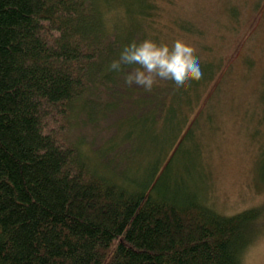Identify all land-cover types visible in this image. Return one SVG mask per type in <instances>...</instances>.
<instances>
[{
  "label": "trees",
  "instance_id": "16d2710c",
  "mask_svg": "<svg viewBox=\"0 0 264 264\" xmlns=\"http://www.w3.org/2000/svg\"><path fill=\"white\" fill-rule=\"evenodd\" d=\"M168 1L0 0V264H244L261 207L221 213L197 192L161 183L160 167L117 177L103 154L64 136L77 116L99 110L102 94L103 107L127 98L143 109L152 96L199 102L219 62H206L187 90L159 81L155 96L125 83L131 67L109 71L133 41L177 37L162 19ZM171 24L182 38L203 32L190 18ZM259 99L264 118V90ZM259 170L264 183V142Z\"/></svg>",
  "mask_w": 264,
  "mask_h": 264
},
{
  "label": "rangeland",
  "instance_id": "374dc122",
  "mask_svg": "<svg viewBox=\"0 0 264 264\" xmlns=\"http://www.w3.org/2000/svg\"><path fill=\"white\" fill-rule=\"evenodd\" d=\"M180 17L201 27L197 40L182 38L177 26H172L171 21ZM162 19L177 36L167 44L182 40L191 45L202 72L206 62L220 63L219 76L199 102L184 104L172 96L159 102L152 96L143 109L127 98L103 107L107 100L102 94L99 105L103 109L100 106L91 116H77L65 128L66 140L80 143L95 157L103 154V165L115 176L127 167L134 176L145 175L146 168L160 167L161 183L197 192L221 213L251 207L264 211L259 170L264 142L263 106L259 103L264 90V0H169ZM133 116L137 119L134 138H130L127 129ZM262 224L244 251V264H264Z\"/></svg>",
  "mask_w": 264,
  "mask_h": 264
},
{
  "label": "clouds",
  "instance_id": "9594fccd",
  "mask_svg": "<svg viewBox=\"0 0 264 264\" xmlns=\"http://www.w3.org/2000/svg\"><path fill=\"white\" fill-rule=\"evenodd\" d=\"M131 67L125 75V83L133 84L151 92L159 81H173L178 89L187 90L192 82L203 78L195 49L182 40L172 46L145 39L126 45L118 59L111 61L109 71L122 72Z\"/></svg>",
  "mask_w": 264,
  "mask_h": 264
}]
</instances>
